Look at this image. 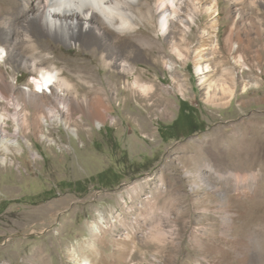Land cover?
Instances as JSON below:
<instances>
[{
    "label": "rangeland",
    "instance_id": "rangeland-1",
    "mask_svg": "<svg viewBox=\"0 0 264 264\" xmlns=\"http://www.w3.org/2000/svg\"><path fill=\"white\" fill-rule=\"evenodd\" d=\"M180 1L185 57L159 44L146 21L147 44L111 48L110 63L101 60L107 49L94 55L82 39H35V55L71 83L75 101L99 99L107 110L97 127L86 109L69 117L76 131L42 125L46 139L27 133L30 146L22 135V152L0 163V264H76L73 253L94 264H264V0L248 7L252 26H233L244 43L251 37L241 64L225 45L236 3ZM17 48L0 67L13 99L38 76L20 66L33 59ZM117 58L133 71L119 72ZM222 83L231 96L209 101Z\"/></svg>",
    "mask_w": 264,
    "mask_h": 264
},
{
    "label": "bare ground",
    "instance_id": "bare-ground-1",
    "mask_svg": "<svg viewBox=\"0 0 264 264\" xmlns=\"http://www.w3.org/2000/svg\"><path fill=\"white\" fill-rule=\"evenodd\" d=\"M5 2L7 6L0 4V67L3 64L6 65L5 57L12 56L14 50L20 47L28 51L25 54L33 59V61L28 60L27 56L19 57L20 66L29 68L38 76L31 78L32 87H21L22 96L13 99L10 97L13 96L10 94L14 88L13 81L4 82L0 68V102H7V104H0V151H2L0 163L2 165L6 163L7 155H12L13 151L16 154L22 152L23 148L19 142V137L22 135L25 144L30 146L31 140L24 136L27 133L46 139L47 135L42 132V125H49L56 120L57 123L76 131V127L70 126L69 117L78 109H86L96 127L100 126L105 118L104 112L107 109L99 99L83 103L75 101L72 95L70 96L71 83L59 76L58 69L44 66L41 56L35 55L39 49L38 41L42 38L53 37L65 44L82 39L84 43L94 45L91 49L94 55L98 54L100 49L102 51L107 49L101 56V60L107 63V57L111 53L115 54L116 51L110 50L111 48L118 47L119 50L117 48L116 52L121 54L128 51L127 47L132 48L131 44L124 47L121 45L130 43L131 38L141 46L146 45L147 36L151 32L146 30V27L150 25L149 29L154 31L158 43L169 46L176 56L185 57L184 51L188 52L190 49L191 41L185 35L177 36L185 30L179 28L180 24L175 20L181 17L180 9L183 7H180V3L183 2L180 0H155V2L150 0H5ZM233 2L236 3L235 14L232 26H228L230 28L225 35V45L228 49L235 51L234 60L241 64L245 60L244 49L249 47L251 37H248V43H244L239 31L233 30V26H237L239 21L243 23L248 21L250 25L251 22L254 23L250 20L253 17L250 16L248 7L257 10L258 5L255 0H249V2L233 0ZM207 11L213 12V6L207 8ZM30 16L33 17L30 18ZM170 17L174 20H170ZM143 21L149 25L142 23ZM190 21L187 19L184 26L190 27L192 23ZM142 26H145V31ZM171 27L179 28V30H172ZM256 33L259 35V29ZM13 34L20 37L21 42L13 43ZM109 41L117 42L118 45L113 46ZM104 44L106 46H103ZM120 48H123V51ZM259 56L260 52H256V57ZM114 63L119 64L121 69L119 72H132L134 69L127 60L117 58L114 59ZM197 69L202 71L203 68L200 69L198 66ZM221 72L227 75L229 70L224 69ZM133 86L139 88L144 94L151 89L141 83L138 76L134 77ZM218 87L221 96L217 97L215 92H210L207 98L214 103H223L225 98L231 96L232 89L223 83ZM73 90L77 91L76 88ZM7 107H12L13 111L7 112L5 110ZM28 108L32 109V115L28 113ZM63 113H65L64 117L61 115ZM9 120L13 122L12 132H8L5 128ZM225 219H228V216ZM93 252L96 251L93 249ZM72 255L76 264H94L83 254L73 253Z\"/></svg>",
    "mask_w": 264,
    "mask_h": 264
},
{
    "label": "trees",
    "instance_id": "trees-1",
    "mask_svg": "<svg viewBox=\"0 0 264 264\" xmlns=\"http://www.w3.org/2000/svg\"><path fill=\"white\" fill-rule=\"evenodd\" d=\"M179 110H181V106H180V109ZM179 115H180V113H179ZM177 120H179V116L177 117V119L172 123V125H178V122H177ZM172 125H170V126H172ZM160 133H164L163 131L162 132H160Z\"/></svg>",
    "mask_w": 264,
    "mask_h": 264
}]
</instances>
